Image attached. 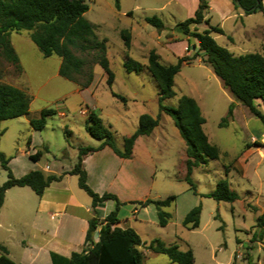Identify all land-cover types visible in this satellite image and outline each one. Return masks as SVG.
Segmentation results:
<instances>
[{"label":"rangeland","instance_id":"rangeland-1","mask_svg":"<svg viewBox=\"0 0 264 264\" xmlns=\"http://www.w3.org/2000/svg\"><path fill=\"white\" fill-rule=\"evenodd\" d=\"M85 1L89 6L85 18L95 26L100 38L108 40L107 56L114 81L109 86L107 73L100 65H95L93 83L82 89L59 75L61 59L44 57L28 31L12 32L10 39L19 56L21 71L2 62L0 81L22 89L31 98L28 115L0 122V131H3L0 152L9 159L13 175L21 178L31 171L46 170V167L62 174L75 166L80 147L98 148L101 141L86 131L91 111L111 129L120 149L124 139L138 129L140 116L149 114L159 119V125L150 136L137 140L132 161L120 159L108 147L83 160L89 173L87 183L96 193L110 192L122 199L136 200L177 197L174 204L166 208L172 215L166 227L159 226L153 205L144 210L138 208V221L131 220L136 205L126 203L119 209L120 220H131L146 243L140 248L145 256L144 264H176L166 255L147 249L154 239L166 245L176 244L182 251L192 249L196 264H264V235L257 226L258 217L264 214V126L196 55L193 47L197 40L184 35L177 27L194 16L198 1ZM207 1L211 8L205 18L209 23L192 25V32H203L210 25L219 26L223 34L213 33L212 36L235 56L263 53L264 17L260 11L247 15L236 8L232 0ZM152 16L163 21L162 30L145 21ZM124 30L131 35L129 49L122 39ZM151 51H155L166 66L185 60L174 78L176 96L171 99L160 100L158 84L147 68ZM129 58L142 64L140 73L126 70L124 63ZM114 94L124 97L125 101ZM183 95L197 101L206 120L204 131L221 152L218 160L193 170L192 179L198 194L184 180L186 143L174 121L160 109V105L177 107ZM256 104L264 113V103L258 100ZM231 106L233 118L226 126H221ZM49 108L55 109L56 115L47 119L43 130H35L30 121ZM38 151L43 154L35 162L30 155ZM120 172L132 178L129 184L115 178ZM7 178L0 160V185ZM220 179L229 181L231 189L239 195L237 201L217 202L205 197ZM66 183L80 202L87 205L92 201L79 187L77 176L68 177ZM5 202L0 216V244L4 242L1 245L9 248V257L19 262L22 251L19 241L31 237L40 224L35 218L38 195L30 187H14L7 190ZM107 204L103 213L110 214L116 206L113 201ZM198 205L202 206L200 226L188 230L182 224L183 219Z\"/></svg>","mask_w":264,"mask_h":264},{"label":"trees","instance_id":"trees-1","mask_svg":"<svg viewBox=\"0 0 264 264\" xmlns=\"http://www.w3.org/2000/svg\"><path fill=\"white\" fill-rule=\"evenodd\" d=\"M232 2L236 8H241L247 15L260 11L264 17L263 0H232ZM209 8L207 0H199L194 16L177 24V27L184 35L197 40V44L194 45V49L197 50L196 55L212 68L224 87L264 126V113L256 104L258 100L264 103V51L235 56L228 49L221 47L212 36L213 33L223 34L219 26L210 25L203 32H192L190 28L192 25L209 23L205 18ZM88 10L89 6L85 0H0V66L2 62H7L21 71L20 59L12 45L10 35L12 32L28 31L30 39L44 57L58 56L61 59L59 67L61 77L86 89L93 83L94 66L100 65L107 73V83L111 86L115 77L107 56L108 40L100 38L95 26L85 18ZM145 21L159 31L164 28L163 21L157 16L146 17ZM121 35L125 47L129 49L130 33L124 30ZM184 61L180 59L177 64L166 66L160 62V56L155 51L150 52L147 68L158 84L161 101L176 96L174 78L180 72ZM124 67L128 72L135 73H140L143 69L142 64L131 58L124 63ZM1 75L0 69V77ZM114 96L125 101L124 97L117 94ZM30 105L31 98L27 93L16 86L0 81V122L28 115ZM160 109L174 121L186 143L184 180L189 184L190 189L198 194L197 186L192 179L193 170L201 165H207L209 161L218 160L221 155L220 149L212 144L206 135L203 128L206 120L194 98L183 95L179 98L177 107L160 105ZM56 113V110L52 108L43 109L40 117L32 119L30 123L35 130H43L47 125V119ZM232 118L231 106L221 126H226ZM88 122L86 131L94 139L101 141L100 146L98 148L80 147L75 166L61 175L45 174L42 170H36L16 178L8 166L9 159L0 152L2 167L8 174L7 181L0 185V210L6 192L11 188L30 187L41 197L45 189L53 182L61 181L66 174L75 175L78 177L79 187L92 198L93 217L89 220L82 250L73 252L69 258L52 254V264H144L145 256L140 249L144 244L139 234L132 228L122 229L117 226L120 223L119 209L125 203L113 193L106 192L100 195L88 185L83 160L87 155L105 147L110 148L122 159H130L137 140L142 136H150L159 125V119L149 114L141 115L138 129L124 139L122 149L117 146L111 129L104 124L95 111L89 113ZM2 134L3 131H0V136ZM42 154V151H38L30 157L37 162ZM205 197L227 203H233L239 199V195L231 189L227 179H220L215 189ZM176 199L175 195H171L164 200L146 199L134 203L141 208L148 205L155 206L159 226L166 227L172 218L166 208L172 206ZM109 200L115 203L116 208L102 222L98 217L97 207L99 203ZM201 213V205L194 207L184 217L183 226L188 230L199 228ZM257 226L264 235V214L258 217ZM98 229L99 240L96 242L94 237ZM147 249L166 255L176 264H196L193 250L182 251L176 244L166 245L163 241L154 239L148 244ZM0 264L22 263L12 260L7 249L0 244Z\"/></svg>","mask_w":264,"mask_h":264},{"label":"crops","instance_id":"crops-1","mask_svg":"<svg viewBox=\"0 0 264 264\" xmlns=\"http://www.w3.org/2000/svg\"><path fill=\"white\" fill-rule=\"evenodd\" d=\"M197 1L199 3V0ZM105 149H107V147L95 153L105 151ZM136 151L137 148H134L132 157L130 159L123 160L132 161L135 158ZM93 154L94 153L89 155L93 156ZM46 170L43 169L42 171L45 174H57L54 173V171H51L50 167H46ZM70 170L71 169H68L65 172H69ZM120 173V175L116 174L115 178H120V180L122 179L124 182L129 184L132 178L122 172ZM57 175L61 174L59 173ZM71 176L72 175L66 174L61 181L53 182L49 187H47L41 197L38 196V207L35 212V218L40 224L34 228L31 237L27 239H21L19 241L22 247V251L18 263L52 264V254H57L58 256L69 258L73 252H78V249L82 250V248L84 247L85 238L89 227V220L93 217L92 201L85 205L77 199L74 194V191L69 187L68 183H66L68 177ZM88 179L89 173L87 172V180ZM117 196L120 201L124 202L125 204L130 203L137 206L134 209L133 219H131L132 221H138V215L140 214V210H144L150 206L148 205L146 207H140V210H138L139 206L134 202L142 200H136L134 198L122 199L119 195ZM107 203L108 201L101 202L98 204L97 211L99 218L105 219L106 216L109 215L107 213H103L108 205ZM5 204L6 202L4 200L1 210L5 207ZM41 214H43L44 217H41ZM38 215H40V217ZM57 218L58 220H56ZM131 220H126L125 222L120 220V223L117 226L122 229H134ZM1 226L2 224L0 221V228ZM94 239L95 241L99 240V229L96 231ZM2 243L5 244L4 242ZM143 244L146 245L145 242H143ZM2 246L7 249L8 255L10 256L9 248L6 247V245Z\"/></svg>","mask_w":264,"mask_h":264},{"label":"water","instance_id":"water-1","mask_svg":"<svg viewBox=\"0 0 264 264\" xmlns=\"http://www.w3.org/2000/svg\"><path fill=\"white\" fill-rule=\"evenodd\" d=\"M237 5H238V6H240V3H239V2H237ZM193 48H194V47H193Z\"/></svg>","mask_w":264,"mask_h":264}]
</instances>
